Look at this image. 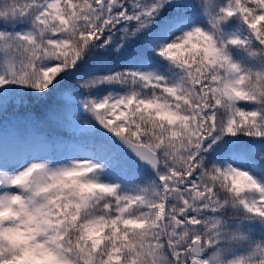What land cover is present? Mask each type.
<instances>
[{
	"label": "snow or ice",
	"instance_id": "6c2138e0",
	"mask_svg": "<svg viewBox=\"0 0 264 264\" xmlns=\"http://www.w3.org/2000/svg\"><path fill=\"white\" fill-rule=\"evenodd\" d=\"M10 107L0 264H264V0H0Z\"/></svg>",
	"mask_w": 264,
	"mask_h": 264
},
{
	"label": "rangeland",
	"instance_id": "374dc122",
	"mask_svg": "<svg viewBox=\"0 0 264 264\" xmlns=\"http://www.w3.org/2000/svg\"><path fill=\"white\" fill-rule=\"evenodd\" d=\"M0 146H1L0 153L6 156L27 150H38L44 147V145L36 144V143H29V144L21 143L17 139L10 140L8 133L0 134Z\"/></svg>",
	"mask_w": 264,
	"mask_h": 264
},
{
	"label": "trees",
	"instance_id": "16d2710c",
	"mask_svg": "<svg viewBox=\"0 0 264 264\" xmlns=\"http://www.w3.org/2000/svg\"><path fill=\"white\" fill-rule=\"evenodd\" d=\"M49 102L51 103L52 101H49ZM23 111H25V110L24 109H21V112H23ZM13 113H14V109L12 107H10L9 108V111H8V117H7V119H5L4 116L0 115V134H2V133H8L10 140L15 139V137L13 135V132L11 130L10 123L8 125V122H10L13 119ZM35 114L37 116L40 115V112H39L38 109L35 110ZM69 119H71V118H69ZM3 123H4V126H3ZM72 123H74V121ZM62 134L63 135H70V133H68V132H63Z\"/></svg>",
	"mask_w": 264,
	"mask_h": 264
},
{
	"label": "bare ground",
	"instance_id": "6f19581e",
	"mask_svg": "<svg viewBox=\"0 0 264 264\" xmlns=\"http://www.w3.org/2000/svg\"><path fill=\"white\" fill-rule=\"evenodd\" d=\"M0 150H1V146H0Z\"/></svg>",
	"mask_w": 264,
	"mask_h": 264
}]
</instances>
